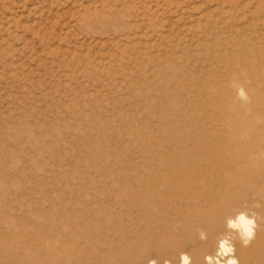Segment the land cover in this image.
<instances>
[{
  "label": "rangeland",
  "instance_id": "374dc122",
  "mask_svg": "<svg viewBox=\"0 0 264 264\" xmlns=\"http://www.w3.org/2000/svg\"><path fill=\"white\" fill-rule=\"evenodd\" d=\"M258 129L264 0H0V264H192Z\"/></svg>",
  "mask_w": 264,
  "mask_h": 264
},
{
  "label": "bare ground",
  "instance_id": "6f19581e",
  "mask_svg": "<svg viewBox=\"0 0 264 264\" xmlns=\"http://www.w3.org/2000/svg\"><path fill=\"white\" fill-rule=\"evenodd\" d=\"M237 94L245 98L242 90ZM240 105L247 107L245 101H242ZM256 133L260 147H263L264 132L258 129ZM241 135L249 136L245 132ZM262 150H256L250 154L240 152L231 168H218L219 179L216 192L207 195L206 191L209 188L201 184L200 187L193 189L190 197L182 199L185 200L186 205L190 204L193 217L198 221L197 231L203 233L206 231L208 236L205 242L206 249L192 252V264H232L233 258L223 263L216 256L210 255L215 239L226 234L232 235L234 247L230 249L225 240L220 238L219 254L233 252L238 259L237 264H264V152ZM255 162H261L262 168L253 171V174L247 177L244 171H249ZM196 165L202 164L196 163ZM229 178L231 180H228ZM152 195L156 196L154 193ZM155 206L157 205L152 203L153 210ZM244 210L257 214L258 222L255 228L253 223H249L252 219L247 217ZM180 261L181 264H187L188 256L182 253ZM146 264L154 263L149 261Z\"/></svg>",
  "mask_w": 264,
  "mask_h": 264
},
{
  "label": "clouds",
  "instance_id": "9594fccd",
  "mask_svg": "<svg viewBox=\"0 0 264 264\" xmlns=\"http://www.w3.org/2000/svg\"><path fill=\"white\" fill-rule=\"evenodd\" d=\"M249 223H255L254 220H249ZM249 235H251V233H249Z\"/></svg>",
  "mask_w": 264,
  "mask_h": 264
}]
</instances>
